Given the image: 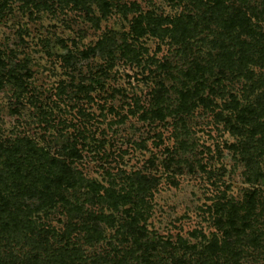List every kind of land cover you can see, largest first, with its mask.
Wrapping results in <instances>:
<instances>
[{
  "label": "rangeland",
  "instance_id": "obj_1",
  "mask_svg": "<svg viewBox=\"0 0 264 264\" xmlns=\"http://www.w3.org/2000/svg\"><path fill=\"white\" fill-rule=\"evenodd\" d=\"M80 1L0 0V173L9 172L3 161L13 158L34 176L43 159L39 149L28 156L20 142L29 139L47 152L45 162L64 160L133 200L138 190L147 235L139 246L116 233L115 223L133 213L129 204L113 211L85 203L108 216V222L87 219L90 234L96 230L92 243L76 232L70 237L88 263L116 264L122 250L133 248L128 264H201L213 242L208 264H264V63L249 66L259 80L255 88L234 68L187 77L196 62L203 66L215 56L219 27L200 33L183 52L168 37H137L131 24L139 14L174 17L194 7L178 0ZM243 4L264 32V0ZM196 80L204 83L199 95L189 100L190 110L179 109V91L194 90ZM243 108L246 122L237 118ZM32 190L10 200V208L25 209L24 235L0 226V264H53L32 238L52 250V231L60 233L70 218L61 203L30 210L39 203ZM0 191L8 195L1 185ZM87 194L95 191L66 192L80 203ZM232 212L238 227L248 225L244 233L225 234Z\"/></svg>",
  "mask_w": 264,
  "mask_h": 264
},
{
  "label": "trees",
  "instance_id": "obj_2",
  "mask_svg": "<svg viewBox=\"0 0 264 264\" xmlns=\"http://www.w3.org/2000/svg\"><path fill=\"white\" fill-rule=\"evenodd\" d=\"M68 1L76 4L79 0H65V2ZM245 1L246 0H178V2L184 4V7L189 6L187 8L188 10H190V6L194 7L196 10L192 8L193 13L192 11L187 14L180 13L177 16L166 18H154L139 14L134 18L131 24V30L137 37H141L145 33H150L159 37H168L174 44L180 46L183 52H186L191 50L192 40L194 38L205 30L213 31L212 28L216 25L220 30L217 32L218 37L212 40L213 45L218 48L215 56L210 54L209 57H212L208 59L203 66H199L196 62L193 69L187 70L185 75L187 77H192L198 73H210L214 66L218 67L219 71L223 68H234L239 71V73L246 74V78L251 81L252 88L259 87V80L253 78L254 72L249 69V66L251 63H264V44L262 43L264 32L257 31L252 25L250 16L244 8L245 5L243 3ZM80 2L84 4L85 0H81ZM236 3H238V5ZM101 7L103 9L107 8L105 3L102 4ZM163 24L167 25L161 27ZM245 36L250 39L247 40ZM256 51H258V57L255 59L254 56ZM199 77L203 78L201 74H199ZM196 83L197 86H195L194 90H191V88L186 85L187 83H185L184 86H186L184 90L179 91V109H183L184 111L190 110L191 102H189V100L193 96H198L199 86L204 85V83L199 80H196ZM1 85L2 78L0 76V87ZM200 100L203 101L202 103H211V101L207 102L209 99L206 98L203 99L201 97ZM233 103L236 109L235 104L237 102L235 103V100H233ZM244 112H249V110L243 108L241 109V113L237 116L238 120L241 122L248 121V117L242 114ZM155 115L160 117V119L163 118L161 110H156ZM20 144L25 146L27 154L30 157L35 155L36 151L39 149L43 164L38 167V170L33 171L35 174L32 176V172L29 170L28 173L26 172L27 174H25L22 171L23 165L16 163L15 159L6 158V160L3 161L4 167L9 170V172L5 174L0 173V185L3 186L8 193L7 196H4L0 191V201H4V204L0 206V226L3 231L11 232L12 229H15L16 231H21V235H24L22 234L21 225L25 223L26 220L23 222L21 217L22 213L26 214L25 209H22V207L10 208L9 204L12 197L20 198L23 192L24 195L25 191H29L32 188L33 194L31 195L34 196V194H37L39 203L36 205L35 209L32 208L30 210H40L45 207H53L56 203H61L70 218L60 233L56 230L52 231L53 240L57 244L52 250H48L44 243L35 241L32 238L34 247L43 252L45 251L51 263H100L96 258H92L88 263L82 249L70 242V237L73 232L83 234L84 242H93L94 236H96V230L93 228L92 234H90V227L87 219L94 217L97 220L103 219L108 222V216L89 210L85 206L86 202H92L93 204V201H97L99 204L106 205L108 209L113 211H118L120 206L129 204L128 209L133 211V213L128 214V218L123 220L121 224H117V222L113 220L111 225L116 222V233L123 235L125 241L131 237L133 244H137V246L141 245L139 239L147 235L145 234L146 228L144 224L140 223L144 220L143 213L139 206L143 198H141L142 195L138 193V190H136V200H133L132 195L128 192L116 191L111 185L104 186L95 180L86 179L80 171L71 168L64 160L51 157L47 161V164V162H45V159H48L47 152L42 148H38L36 144L29 139H23ZM7 152H12L11 148L7 150ZM10 171L12 172L8 175ZM139 185L140 184H138V187ZM78 187H86L89 190H94L95 194H87L81 203L78 199L73 202L69 199L68 195H66V192L68 189L73 190ZM132 188L134 189V187ZM132 188L131 190H133ZM253 202V197L250 196L247 206L251 207ZM221 211H223V208ZM234 216L235 212L229 215L228 225L230 228L232 227V230L226 231V235H229L231 231L236 234L244 233L248 227L245 222H242L238 227L236 220L233 218ZM100 232L101 231L98 233ZM79 234L76 235L78 236ZM97 235L101 236L102 234L100 233ZM211 243L206 247L209 250H214L213 242ZM209 250L206 255L211 257L210 254L212 252H209ZM122 251L123 253L116 259V264H128L127 257L134 255L133 248ZM207 256L202 258L201 264H208V261L210 262V260H206ZM36 263H40V259H38Z\"/></svg>",
  "mask_w": 264,
  "mask_h": 264
}]
</instances>
